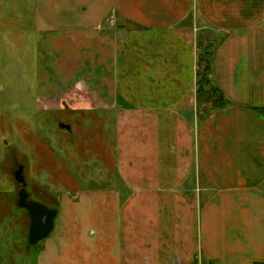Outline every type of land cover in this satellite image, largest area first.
Masks as SVG:
<instances>
[{"label":"crops","instance_id":"1","mask_svg":"<svg viewBox=\"0 0 264 264\" xmlns=\"http://www.w3.org/2000/svg\"><path fill=\"white\" fill-rule=\"evenodd\" d=\"M25 2L42 62L55 51L59 82H90L117 154L116 183L61 195L40 264L57 249L75 264H264V0ZM203 36H223L227 100L204 119Z\"/></svg>","mask_w":264,"mask_h":264},{"label":"rangeland","instance_id":"2","mask_svg":"<svg viewBox=\"0 0 264 264\" xmlns=\"http://www.w3.org/2000/svg\"><path fill=\"white\" fill-rule=\"evenodd\" d=\"M30 7L25 0L0 2V264H39L52 235L29 246L26 214L15 205L13 172L20 164L31 192L46 201L116 183L111 178L117 170L115 126L91 110L95 89L89 81H58L55 51L49 52L48 67L42 62L46 35L31 26ZM208 39L202 37L204 44ZM83 68L88 73L89 67ZM72 259L57 249L50 264H75Z\"/></svg>","mask_w":264,"mask_h":264},{"label":"trees","instance_id":"3","mask_svg":"<svg viewBox=\"0 0 264 264\" xmlns=\"http://www.w3.org/2000/svg\"><path fill=\"white\" fill-rule=\"evenodd\" d=\"M223 38L208 39L206 44L199 39V56L197 67V98L201 117L206 118L212 111L227 106V100L213 79V63L217 47ZM264 115V109L261 110Z\"/></svg>","mask_w":264,"mask_h":264},{"label":"water","instance_id":"4","mask_svg":"<svg viewBox=\"0 0 264 264\" xmlns=\"http://www.w3.org/2000/svg\"><path fill=\"white\" fill-rule=\"evenodd\" d=\"M60 128L67 129L69 131L71 130V126L66 124H61ZM16 175L18 179L23 182V167L20 168ZM19 205L26 208L31 214L29 242L31 245H36L51 234L54 229V219L58 212L50 209L45 204L29 201L28 193L25 188H23L20 192Z\"/></svg>","mask_w":264,"mask_h":264},{"label":"flooded vegetation","instance_id":"5","mask_svg":"<svg viewBox=\"0 0 264 264\" xmlns=\"http://www.w3.org/2000/svg\"><path fill=\"white\" fill-rule=\"evenodd\" d=\"M23 167V176H24V178L22 179V177H21V179L23 180V182L22 181H20L19 179H18V177H17V175H16V173L20 170V168H22ZM13 176H14V178H15V182H16V186H15V193H16V195H17V199L15 200V205L18 207V209H20L21 211H23L25 214H26V218H27V220H28V227H27V229H26V235L27 236H25L26 237V239L28 240V242H29V237H30V228H31V214H30V212L26 209V208H24V207H21L20 205H19V201H20V192H21V190H23V188H25L26 189V191H27V193H28V200L29 201H35V202H39V203H42V204H45L46 206H48L50 209H52V210H56L58 213H57V216L55 217V219H54V229H53V231L55 230V228H56V224H57V220H58V218H59V213H60V196H57V195H53V197H52V201H46V200H44L43 198H39V197H37L33 192H31V190H30V185H31V183L27 180V178H26V175H25V166L24 165H19L18 166V168H16L15 170H14V172H13ZM52 231V232H53ZM24 232H25V229H24ZM52 232H51V234H52ZM50 234V235H51ZM49 235V236H50ZM48 236V237H49ZM47 237V238H48ZM46 238V239H47ZM45 240V239H44ZM41 242V241H40ZM39 244V243H38ZM38 244H36V245H31L30 244V242H29V246L30 247H34V246H37ZM39 264H40V262H39Z\"/></svg>","mask_w":264,"mask_h":264}]
</instances>
